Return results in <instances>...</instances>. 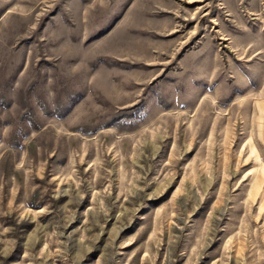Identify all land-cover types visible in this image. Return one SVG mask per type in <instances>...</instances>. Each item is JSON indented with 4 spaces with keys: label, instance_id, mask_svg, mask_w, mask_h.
<instances>
[{
    "label": "rangeland",
    "instance_id": "1",
    "mask_svg": "<svg viewBox=\"0 0 264 264\" xmlns=\"http://www.w3.org/2000/svg\"><path fill=\"white\" fill-rule=\"evenodd\" d=\"M0 264H264V0H0Z\"/></svg>",
    "mask_w": 264,
    "mask_h": 264
}]
</instances>
